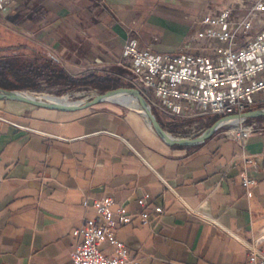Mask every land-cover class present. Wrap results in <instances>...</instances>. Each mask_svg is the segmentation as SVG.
<instances>
[{
    "label": "crops",
    "instance_id": "crops-1",
    "mask_svg": "<svg viewBox=\"0 0 264 264\" xmlns=\"http://www.w3.org/2000/svg\"><path fill=\"white\" fill-rule=\"evenodd\" d=\"M239 1L9 0L0 17L79 76L117 70L132 39L157 54H195L202 15L231 4L244 16ZM218 130L199 144L171 145L118 102L52 109L0 99V264H71L73 230L99 218L84 199L137 212L144 196L150 221L116 231L140 264H249L239 240L264 229V128L244 148ZM244 174L256 181L249 195Z\"/></svg>",
    "mask_w": 264,
    "mask_h": 264
},
{
    "label": "built area",
    "instance_id": "built-area-1",
    "mask_svg": "<svg viewBox=\"0 0 264 264\" xmlns=\"http://www.w3.org/2000/svg\"><path fill=\"white\" fill-rule=\"evenodd\" d=\"M8 2L0 0V13ZM237 5L247 14L234 15L230 4L217 14L202 15L191 36L195 54L153 53L136 39L124 44L119 65H125L131 87L142 93L151 109L176 119H222L264 110V0H240ZM229 125L234 126L226 134L242 148L257 129L247 119L230 120L220 128ZM243 159L252 164L248 155L243 154ZM255 184L244 174L242 185L247 195ZM147 200L148 196L139 200L142 210L129 212L123 206L113 211L111 198L84 199L83 206L92 207L99 218L85 219L73 230L78 242L70 254L71 264H140L118 240L116 231L138 218L148 223ZM153 209L164 214L160 206ZM192 213L211 221L198 211ZM239 241L248 251L249 264H264V229L249 242ZM104 244L112 248L110 255L102 251Z\"/></svg>",
    "mask_w": 264,
    "mask_h": 264
},
{
    "label": "rangeland",
    "instance_id": "rangeland-1",
    "mask_svg": "<svg viewBox=\"0 0 264 264\" xmlns=\"http://www.w3.org/2000/svg\"><path fill=\"white\" fill-rule=\"evenodd\" d=\"M17 58L23 66L27 64V61L36 59L39 63H43L46 60H53L64 71L73 78H89L90 75L96 74L100 77L110 76L118 80L122 88H132L130 85L131 76L125 65H119L122 59L117 63V70L112 69H99L90 70L87 73L79 76L71 75L59 62L54 60L49 52H46L43 48L35 44L34 38L31 35H26L18 30L8 26L0 17V60H12ZM23 64V65H22ZM0 81L10 82L14 85H18V81L12 77L9 73L0 75ZM35 88L27 89H13V91L26 92L34 96H55L59 98L68 97L72 103L88 102L97 97L100 94H104L108 91L116 88L107 86L104 84H87L73 86L67 82H58L51 80L48 77H40L35 79ZM2 89V88H1ZM4 90V89H2ZM151 94V93H150ZM128 107H127V106ZM129 109H137L133 103L124 104ZM152 112L162 121L164 130L174 137L175 139L183 138H196L202 135L212 123H215L219 118L207 117V118H195V119H176L164 114H160L154 109ZM212 119L211 121H209ZM251 123H255L257 128H264V117L249 120ZM234 125L225 126L220 128L218 132H226L233 128Z\"/></svg>",
    "mask_w": 264,
    "mask_h": 264
},
{
    "label": "trees",
    "instance_id": "trees-1",
    "mask_svg": "<svg viewBox=\"0 0 264 264\" xmlns=\"http://www.w3.org/2000/svg\"><path fill=\"white\" fill-rule=\"evenodd\" d=\"M36 59L27 61L26 65L19 66L20 61L17 58L12 60H0V75L9 73L18 81V85H14L10 82L0 81V89L5 91H13V89H27L35 88V79L40 77H48L51 80L58 82H67L73 86L87 85V84H104L112 86L116 89L122 88L118 80L110 76L100 77L96 74L90 75L89 78H73L69 76L64 69H62L53 60H46L43 63H39Z\"/></svg>",
    "mask_w": 264,
    "mask_h": 264
},
{
    "label": "water",
    "instance_id": "water-1",
    "mask_svg": "<svg viewBox=\"0 0 264 264\" xmlns=\"http://www.w3.org/2000/svg\"><path fill=\"white\" fill-rule=\"evenodd\" d=\"M122 92H129V94L132 97H135L137 101L139 102V106L141 107L143 114L148 119L150 124L154 127V129L161 135V137L166 140L169 144L174 145L177 143H187V144H199L204 142L207 138H209L215 131H217L222 123L228 122L230 120H241V119H257L260 117H264V110H255L248 113H244L242 115H235L230 116L226 118L219 119L211 128L207 129L201 136L194 140L189 139H175L172 140L169 137V134L162 128L158 120L156 119V116L152 112V109L149 107L148 103L146 102L145 98L143 97L142 93L135 89V88H118L111 91H108L104 94H100L91 101H88L86 103H83L87 106L94 105L96 103L106 101L107 99L104 98L105 95L111 94V93H122ZM18 93H21L20 91H5L0 89V99L1 100H18L24 103H27L29 105L37 106V107H44V108H52V109H75L80 106H82V103L78 104H72V105H65V104H55V103H49L46 101H34V100H28L23 98Z\"/></svg>",
    "mask_w": 264,
    "mask_h": 264
},
{
    "label": "bare ground",
    "instance_id": "bare-ground-1",
    "mask_svg": "<svg viewBox=\"0 0 264 264\" xmlns=\"http://www.w3.org/2000/svg\"><path fill=\"white\" fill-rule=\"evenodd\" d=\"M18 94L21 95L23 98L28 99V100L46 101V102H49V103L65 104V105L78 104V103L70 102L68 97L59 98V97L49 96V95L34 96V95H30V94H28L26 92H23V93L21 92V93H18ZM104 98L107 99L108 101L118 102V103H120L122 105L128 104V103H133L134 107L137 108L140 112L143 113L141 107L139 106V102L137 101V99L135 97H132L129 94V92L111 93V94L105 95ZM169 137H170V139L175 140V138L172 137L171 135H169Z\"/></svg>",
    "mask_w": 264,
    "mask_h": 264
}]
</instances>
